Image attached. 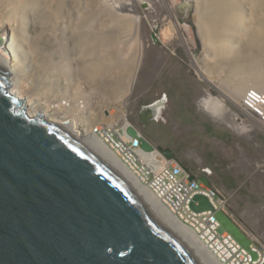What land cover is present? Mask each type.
Returning a JSON list of instances; mask_svg holds the SVG:
<instances>
[{"label": "rangeland", "instance_id": "374dc122", "mask_svg": "<svg viewBox=\"0 0 264 264\" xmlns=\"http://www.w3.org/2000/svg\"><path fill=\"white\" fill-rule=\"evenodd\" d=\"M36 2L37 0H0V47L5 52L8 53L10 47L6 36H12V31H9L11 29L6 30V25H10V21H14L15 17L22 21V41L18 43L20 45L18 48L25 58L24 68L27 75L21 83L28 89L27 92L37 93L45 88L47 91L42 94V98L48 96L50 102L66 95L78 99L82 98L83 94H87L90 98H94V101L91 99L90 111L93 110L100 114L98 111L102 109L103 113H113L116 124L119 123L120 127L126 122H131L134 129L150 140L155 147L161 145L175 153L177 161L188 168L191 173L199 177L207 174L213 185L226 191L229 215L249 232L255 241L264 243V123L261 118L258 119L248 111L252 115L249 116L248 112L247 114L242 108L226 99L223 93L201 78L195 65L197 63L200 65V61L195 62V59L201 60L203 49L208 47V44H205L208 38L203 36L206 34L200 32L204 26L201 18L203 15L206 17L213 14L224 25L223 28L220 26V29L214 31L213 48L208 47L210 55H208L207 63L210 64L209 68L217 70L215 74L212 73L209 76L212 82L224 92L221 86L224 81L230 82H228L229 85L227 84L229 88L233 87L234 81L238 79L246 81L250 76L257 78L264 75V48L245 47L249 44L248 39L255 32V13L261 9L259 1L61 0L54 18L58 26L62 27V32L59 34H63L60 38L63 44L57 47L58 49H51L48 37L43 35L42 46L44 47L42 48L44 49L41 51L33 47L34 38L43 30L47 17L53 11L51 7H53L54 0ZM125 5L129 6L125 8ZM176 24L181 25L179 31L176 30ZM78 25L82 26L78 27ZM101 27L102 30H100ZM95 31H99L100 34H107L108 31L116 33L110 42L104 45L96 43V47L101 48L98 50L102 51L99 58L97 48L93 50V53L88 54L85 48L87 43L81 40L80 34H77L90 32L92 35ZM65 35L68 39H64ZM43 39L47 40L43 41ZM226 48L227 51H225ZM141 50H143L142 65L132 93L126 101L127 115L120 120L121 105L113 97L108 98L106 94H103L104 85L101 81L103 75L98 74L97 80L94 78L91 81L92 77L88 79V76L83 73L84 67L87 66L83 61L88 60L86 63L88 64L97 62L103 57L113 58L115 56L113 59L118 63L121 61L128 63L132 58L135 59ZM224 56H228L230 62L233 61L231 66L221 64L220 61ZM47 57H49L48 61H46ZM209 57L214 61H210ZM236 59L242 62L240 63L242 68L240 65L239 67L234 65ZM45 61L47 64L52 62L50 68L56 69L55 72L59 69V74L64 73L68 80L60 77L59 83H52L54 75L46 78L44 76L46 71L40 72L43 67H46ZM111 80L110 78L109 81ZM206 91H210L216 97L225 98L223 101L225 104L221 107L220 113H212L202 105L200 98ZM159 98L165 99L163 116L159 120L143 119L144 105ZM225 107L226 110L223 111ZM235 114H237V120H235ZM95 116L89 114L87 119H96L93 123L97 124L100 115ZM235 122L239 124L244 122L247 126L244 129L241 125L236 128ZM234 123L235 126H233ZM155 153L161 155L157 150Z\"/></svg>", "mask_w": 264, "mask_h": 264}, {"label": "water", "instance_id": "95a60500", "mask_svg": "<svg viewBox=\"0 0 264 264\" xmlns=\"http://www.w3.org/2000/svg\"><path fill=\"white\" fill-rule=\"evenodd\" d=\"M12 84L0 71V264H208L92 145L42 112L30 115ZM141 139L145 150L154 148ZM157 148L178 160L169 148ZM201 180L211 185L206 176ZM192 206L212 207L203 195ZM217 217L250 248L237 221L224 211Z\"/></svg>", "mask_w": 264, "mask_h": 264}, {"label": "bare ground", "instance_id": "6f19581e", "mask_svg": "<svg viewBox=\"0 0 264 264\" xmlns=\"http://www.w3.org/2000/svg\"><path fill=\"white\" fill-rule=\"evenodd\" d=\"M34 1V0H33ZM47 1V0H46ZM226 1V0H225ZM260 3V8L258 9L255 13V17L254 19L256 20L255 26H254V30L255 32H253L252 36H250L251 38L248 39L249 40V44H246L245 47H263L264 48V0H258ZM20 2V1H19ZM27 2V1H26ZM32 2V1H31ZM38 2V0H37ZM36 2V3H37ZM42 2V1H41ZM61 0H54V4L53 7H51V9L53 10L51 12V14L47 17L48 19L46 20V24L43 28L42 31H40V33H37V35L34 38V48L35 49H39L40 51L44 48V46H42V38L43 35L48 37V41L50 42V46L51 49L52 48H57L60 45L63 44L62 40H60V38H62L63 34H59V32H62V27L60 25V27L58 26V24L56 23L57 20L54 18L55 14H56V10L59 7ZM230 2V1H229ZM3 3V2H2ZM21 3V2H20ZM40 3V2H39ZM64 3V2H63ZM249 3V2H248ZM251 3V2H250ZM14 4V3H13ZM23 4V3H22ZM44 4V3H43ZM68 4V3H67ZM71 4V3H70ZM129 4V3H128ZM206 4V3H205ZM209 4V3H208ZM1 5V4H0ZM16 5V4H15ZM40 5V4H39ZM51 5V6H52ZM204 5V4H203ZM18 6V3H17ZM42 6V5H41ZM129 5H125V8H127ZM212 6V5H211ZM259 6V5H258ZM46 7V6H45ZM64 7V6H63ZM124 7V5H123ZM207 7V6H206ZM205 7V8H206ZM254 7V6H253ZM67 8V7H66ZM75 8V7H74ZM73 8V9H74ZM227 8V7H226ZM229 8V7H228ZM227 8V9H228ZM65 9V8H64ZM68 9V8H67ZM71 9V8H70ZM77 9V7H76ZM100 9V8H99ZM214 9V8H213ZM207 10V9H206ZM41 12V10H39ZM59 11V10H58ZM57 11V12H58ZM66 11V10H65ZM235 11V10H234ZM39 12V13H40ZM48 12V11H47ZM96 12V11H95ZM210 12V11H209ZM213 12V11H212ZM62 13V12H61ZM98 13V12H97ZM204 13V12H203ZM225 13V12H224ZM229 13V12H227ZM254 13V12H253ZM59 14V13H58ZM205 14V13H204ZM94 15V13H93ZM230 15V14H229ZM46 16V15H45ZM58 16V15H57ZM97 16V15H96ZM202 16V14H201ZM231 16V15H230ZM41 17V16H40ZM43 17V15H42ZM59 17V16H58ZM93 17V16H92ZM236 17V16H235ZM239 18V16H238ZM204 22V26L202 27L203 30H200V32L202 31V33H205L206 35L203 34V36H207L208 41L205 44H208V47H210L211 49L213 48V38L215 36L214 31H216V29H220V26L223 28V22L219 21V19L217 20L215 18V15H208L206 17L201 18ZM221 19V18H220ZM39 20V19H38ZM71 20V19H70ZM104 20V19H103ZM113 20V19H112ZM241 20V19H240ZM98 21V20H97ZM111 21V20H109ZM114 21V20H113ZM116 21V20H115ZM217 21V22H216ZM224 21V20H223ZM101 22V21H99ZM202 22V21H201ZM226 22V21H224ZM56 23V24H55ZM78 23V22H77ZM89 23V22H88ZM86 23V24H88ZM104 23V22H103ZM102 23V24H103ZM109 23V22H108ZM200 23V22H199ZM72 24V23H71ZM75 24V23H74ZM84 25V22L82 23ZM178 24V23H177ZM176 26V30L178 29L179 31V27L181 26ZM222 24V25H221ZM229 24V23H227ZM42 25V24H41ZM98 25V24H97ZM116 24H114L115 26ZM10 26V27H9ZM21 26H22V21L18 20L16 17L14 18V21H10V25L7 24L6 25V30L9 28L12 31V36H6V41L9 42L10 46L8 48V53L5 52L1 47H0V71L6 73L12 80L13 84H12V91H14L15 93H17L19 96L23 97L26 100V106H27V112L30 115H35L38 112H42L47 118H49L50 120H52L53 122H55L60 128H62L64 131H66L68 134H70L73 138H75L76 140H78L79 143L83 144L84 146L89 144L92 145L93 148L97 151V153L107 162H109L110 164H112L114 167H116L121 173H123L125 175V177L137 188V190L148 200V202L153 206V208L158 212V214L169 224L173 225L176 227V230L179 234H181L182 236H184L187 240H189L191 243H193L194 245L197 246V248L199 249V251L203 254L206 262L208 264H222L221 262H219L215 256L210 252V250H208L206 248V246L202 243L201 240H199V238L196 236V234L186 225H184L182 222H180L178 219L175 218V216L171 215L158 201V199L154 196V194H152L150 192V190H148V188L146 186H144L139 178L133 173V171H131L128 166L119 158V156L114 153L102 140V138H100L96 133H94V128L95 131H98L100 128L104 127L102 124H100L99 126H96V124L93 123V120L96 119H87V116L90 114H93L95 117H97L98 115H100L99 117L101 118L103 116L102 114V109L100 111H98L97 114L96 112H94L93 110L90 111L91 109V99L93 100L94 98H90L89 95L87 94H83L82 98H78L75 99L73 96L71 95H66L63 97H60V99H57V101H61L62 103V107L64 106L63 110H59L58 108H56V104L51 105V102L48 100V96L45 98H42V94L46 93V89L42 88L40 91H37V93L34 92H27L28 89H26V87H24L21 83V80H24L26 78L27 72L25 71L24 68V64H25V58L22 56L21 52L19 51L20 45L18 44L19 42H21L22 40V35H21ZM74 26V25H73ZM82 26V25H80ZM78 25V27H80ZM94 26V24H93ZM117 26V25H116ZM76 27V28H78ZM112 27V25H111ZM121 27V26H120ZM69 29L71 28V26L69 25L68 27ZM75 28V27H74ZM73 28V29H74ZM100 28V27H99ZM110 28V27H109ZM86 29V28H85ZM90 29V28H87ZM93 29V28H92ZM182 29V28H181ZM250 29V27H249ZM76 30V29H75ZM83 29H81L82 31ZM98 30V29H97ZM102 30V27L101 29ZM120 30V29H119ZM79 31V30H78ZM77 31V32H78ZM86 31V30H85ZM88 31V30H87ZM90 31V30H89ZM222 31V30H221ZM232 31V30H231ZM72 33V31H71ZM102 33V32H101ZM113 31H108L107 34H100V32H93L92 35H90L91 33L89 32L88 34H81V33H77L80 34L79 36L81 37V40L83 39V41H85L87 43V46L85 47L86 50H88V54L93 53V50L95 48L97 51V55L98 58L101 55L98 49L101 50L100 47H96V43L98 44H105L108 43L112 40L113 36L116 35V33ZM179 33V32H178ZM242 33V32H241ZM165 34V33H164ZM174 34V33H173ZM8 35H10V33H8ZM76 35V34H75ZM121 35V34H120ZM167 35H169L167 33ZM176 35V34H175ZM67 35L64 36V39H66ZM174 36V35H173ZM217 36V35H216ZM75 37V36H74ZM73 37V39H74ZM78 37V35H77ZM129 37V36H128ZM243 37V36H242ZM45 38V37H44ZM72 38V37H71ZM68 39V38H67ZM119 39V37H118ZM123 39V38H122ZM125 39V38H124ZM165 39V36H164ZM47 40V39H43ZM241 40V39H240ZM244 41V40H243ZM242 41V42H243ZM77 42V41H76ZM80 42V40H79ZM116 42V41H114ZM186 42V41H185ZM206 42V41H205ZM82 43V41H81ZM187 43V42H186ZM215 43V42H214ZM45 44V43H44ZM47 44V42H46ZM75 44V43H74ZM73 44V45H74ZM84 44V43H83ZM110 44V43H109ZM112 44V43H111ZM125 44V43H124ZM224 44V43H223ZM76 45V44H75ZM80 45V43H79ZM98 45V46H100ZM121 45V44H120ZM186 45V44H185ZM19 46V48H18ZM46 46V45H45ZM85 46V45H84ZM106 46V45H105ZM215 47L217 45H214ZM240 46V45H239ZM77 47V46H75ZM83 47V46H82ZM126 47V46H125ZM187 47V45H186ZM205 47V46H204ZM207 47V46H206ZM203 49V55L201 60L199 59H195V62L200 61V65L195 64L198 68V72L199 74L202 76L201 78H204L205 81L209 82V84L213 87H215L219 92L223 93V96L230 100L231 102L235 103L238 107L242 108V110L246 111V113L248 112V110L244 107L243 101L245 99V94L248 91V88L250 87H256L258 89V91L262 94H264V75H262L261 77H253L250 78L252 79H248V80H244V79H238L237 81H234L233 83V87H227V84L229 81H224L223 83H221V86L224 88V92L223 90H219L218 87L216 86V84H214L212 82V80L210 79L211 74L212 73H216L217 70L216 69H212L209 68L210 64L208 65L207 63V59H208V55H210V52L208 54V49ZM222 47V46H221ZM255 47V48H256ZM117 48V47H116ZM124 48V47H123ZM190 48V47H189ZM225 48V47H224ZM236 48V47H235ZM47 49V48H46ZM58 49V48H57ZM83 49V48H82ZM125 49V48H124ZM141 49V48H140ZM246 49V48H245ZM55 50V49H54ZM85 50V51H86ZM108 50V49H107ZM107 50L105 52H107ZM228 49L226 48L225 51H227ZM233 50V49H232ZM238 50V49H237ZM253 50V49H252ZM256 50V49H255ZM84 51V49H83ZM99 51V52H98ZM111 51V50H110ZM211 51V50H210ZM215 51V50H214ZM236 51V50H235ZM246 51V50H245ZM43 52V51H42ZM142 52L143 50H141V52L137 53L135 59L132 58L131 61H128V63L121 61L120 63H118L115 59H113L115 56L112 57H103L102 59L100 58V60H98L97 62H92V63H88L83 61V63H85L84 67V71L83 73L92 79L96 78V80L98 79L96 76L98 74H101V76L103 75V78L101 79V81L103 82L102 85H104L102 87L103 89V94L105 96H110L113 97L114 99H116V102L118 101V103L121 105L122 107V113H121V119L123 120L127 113H126V101L128 99V97L130 96V94L132 93L136 78L138 76V72L139 69L141 67V63H142ZM230 51H228L229 53ZM244 52V51H243ZM86 53V52H85ZM95 53V52H94ZM111 53V52H110ZM115 53V52H114ZM118 53V52H117ZM122 53V51H121ZM212 53V52H211ZM226 53V52H225ZM234 53V52H232ZM251 52H249L250 54ZM87 54V55H88ZM100 54V55H99ZM236 54V53H235ZM45 56V54H43ZM94 55V54H93ZM117 55V54H116ZM123 55V54H122ZM121 55V56H122ZM214 55V54H213ZM232 55V54H231ZM237 55V54H236ZM242 55V54H241ZM47 56V55H46ZM49 56V55H48ZM91 56V55H90ZM96 56V55H94ZM127 56V55H126ZM214 57V56H213ZM216 57V56H215ZM214 57V58H215ZM47 57V60L48 61ZM90 58V57H89ZM87 58V59H89ZM96 58V57H94ZM125 58V57H124ZM211 57H209L210 59ZM233 58V57H232ZM237 58V57H236ZM247 58V57H246ZM127 59V58H126ZM230 59V58H229ZM228 59V56H224L222 58L221 64H224L226 66H231L233 61L230 62V60ZM90 60V59H89ZM91 60H93L91 58ZM120 60V58H119ZM45 61V62H46ZM209 61V60H208ZM210 61H212L210 59ZM214 61V59H213ZM212 61V62H213ZM216 61V60H215ZM242 62H239V60H235L234 65H240V68H242L243 66H241ZM51 63L46 62V67H43V70H40L41 73L44 72V76L46 78L48 77H53V80H51L52 83H59V78L61 77L63 80H68V78L66 77V75L63 74H59V69L58 72H55L56 69L50 68ZM215 64V63H213ZM212 64V65H213ZM83 65V64H82ZM244 65V64H243ZM42 66V65H41ZM218 66V65H217ZM80 67V66H79ZM213 67V66H212ZM221 67V66H220ZM224 67V66H223ZM234 67V66H233ZM56 68V67H55ZM222 68V67H221ZM236 68V67H235ZM239 69V68H238ZM49 70V71H48ZM83 70V69H82ZM235 70V69H234ZM48 71V72H47ZM222 71V70H219ZM230 72V71H229ZM221 73V72H220ZM231 73V72H230ZM219 74V73H218ZM222 74V73H221ZM236 74V73H233ZM262 74V72H261ZM58 75V76H57ZM216 77V76H215ZM237 77V76H236ZM85 78V77H84ZM110 78L112 79L111 81ZM248 78V77H247ZM203 79V80H204ZM86 80V79H85ZM234 80V79H233ZM251 80V81H249ZM219 81V80H217ZM231 81V80H230ZM90 82V81H89ZM233 82V81H232ZM71 83V82H70ZM69 83V84H70ZM230 83V82H229ZM232 84V83H231ZM230 84V86H231ZM229 85V84H228ZM225 98L222 97H216L214 96L210 91H206L202 97L200 98V101L202 103V105L208 109L210 112L212 113H220L219 111H222V106L225 104L223 101ZM105 99V98H104ZM94 101V100H93ZM102 101H103V97H102ZM261 101V100H260ZM55 103V102H52ZM103 103V102H102ZM101 103V104H102ZM70 104V105H69ZM71 104H73L71 106ZM104 104V103H103ZM105 106V105H103ZM227 107V106H226ZM226 107L224 110H226ZM75 112H73L72 110ZM98 108V107H97ZM228 109V108H227ZM164 110H165V99L164 98H159L157 100H155L152 103H149L147 105H144L143 107V112L150 118V119H156L159 120L163 114H164ZM107 112V111H106ZM118 112V111H117ZM96 113V114H95ZM119 113V112H118ZM249 113V112H248ZM247 113V114H248ZM106 114V118L108 119V125H115L117 123V121L114 119V114L113 113H105ZM234 115V114H233ZM236 115V119L237 120V114ZM249 116H252L250 113L248 114ZM86 116V117H84ZM90 117V116H89ZM99 118V120H100ZM233 119V120H234ZM255 119V118H254ZM233 123V122H232ZM236 123V122H235ZM235 123L233 126H235ZM126 125H129V123H124L123 125H121L122 127H125ZM238 125V126H237ZM239 125H241V128H245V126H247L244 122L242 123H236V128H239ZM96 126V127H95ZM243 129H241L243 131ZM139 134H141L139 132ZM142 135V134H141ZM143 136V135H142ZM131 141H133V138H130ZM152 144V143H151ZM153 145V144H152ZM154 146V145H153ZM158 150L157 147L154 146V148L152 150H142L143 156L144 158H149L150 159V163L154 166H158L161 162L164 161V158L161 155H157L156 150Z\"/></svg>", "mask_w": 264, "mask_h": 264}, {"label": "built area", "instance_id": "2783aa9c", "mask_svg": "<svg viewBox=\"0 0 264 264\" xmlns=\"http://www.w3.org/2000/svg\"><path fill=\"white\" fill-rule=\"evenodd\" d=\"M261 100V101H260ZM244 104L254 109L264 119V94L256 88H250ZM128 127L104 126L95 133L115 150L127 166L157 196L169 212L178 216L189 225L203 243L223 264H264V244L253 241L251 249L258 253L254 259L250 251L242 246L222 225L216 213L226 209L228 196L218 187H208L204 183L192 180L191 174L175 161H166L152 166L144 160L140 141L134 144L127 133ZM204 195L213 209L196 211L191 204L196 195Z\"/></svg>", "mask_w": 264, "mask_h": 264}, {"label": "clouds", "instance_id": "9594fccd", "mask_svg": "<svg viewBox=\"0 0 264 264\" xmlns=\"http://www.w3.org/2000/svg\"><path fill=\"white\" fill-rule=\"evenodd\" d=\"M250 88H256V87H250ZM250 88H248V90L250 89ZM257 89V88H256ZM247 93V92H246ZM246 95V94H245ZM62 101V100H61ZM61 101H54L55 103H52L53 101H51V105H53L54 106V104H56V108H58L59 110H63V108H64V106L62 107V103H61ZM243 104H244V101H243ZM70 105V104H69ZM73 104H71V106H72ZM244 107L249 111V112H251V113H253L258 119L259 118H261V117H259L258 115H257V112H256V110H254V109H250V108H248V107H246L245 106V104H244ZM71 110H72V108H71ZM73 111V110H72ZM74 112V111H73ZM75 113V112H74ZM109 113H111V112H109ZM102 114H103V116L100 118V120L98 121V123L96 124V126H99L100 124H102L103 126H106V125H108V119L106 118V114L105 113H103V111H102ZM84 117H86V116H84ZM150 119V118H149ZM262 120V122L264 123V119L263 118H261ZM126 122V121H125ZM129 122V121H128ZM117 125V127H120V124L118 123V124H116ZM95 126V127H96ZM108 126H111V125H108ZM113 126V125H112ZM125 127H128V129H127V133H128V135H129V137L130 138H133V143L135 142V140H137V143H138V140L140 141V149H139V152L141 153V155H142V157H143V159L144 160H148V161H150V159L149 158H144V156H143V153H142V150H145L143 147H142V137L144 138V136H142L141 134H139V132H137L138 134H139V137L138 136H135L134 134H132L131 133V131H130V129L131 128H134V125L131 123V122H129V125H126ZM94 133H95V128H94ZM100 137V136H99ZM101 138V137H100ZM150 141V140H149ZM105 143V142H104ZM137 143H134V144H137ZM106 144V143H105ZM107 145V144H106ZM108 146V145H107ZM114 153H116L118 156H119V154L115 151V150H113L110 146H108ZM142 149V150H141ZM159 152V151H158ZM160 153V152H159ZM161 154V153H160ZM161 156L164 158V161L163 162H161L160 164H162V163H164V162H166V161H170V160H172V161H175L176 163H178L182 168H184L187 172H189L190 174H191V179L192 180H196V181H199V182H202V183H204L206 186H208V187H218V186H216V185H213L212 183H211V185L209 186V185H207L205 182H203L202 180H201V177H199V176H197V175H195V174H193V173H191L190 171H189V169L188 168H186V167H184L181 163H179L176 159H167L166 157H164L162 154H161ZM119 158L121 159V157L119 156ZM122 160V159H121ZM123 161V160H122ZM124 162V161H123ZM125 163V162H124ZM126 164V163H125ZM159 164V165H160ZM127 165V164H126ZM152 166H154V165H152ZM155 167V166H154ZM129 168V167H128ZM130 169V168H129ZM131 170V169H130ZM132 171V170H131ZM134 173V172H133ZM206 173H208V172H206ZM135 174V173H134ZM136 175V174H135ZM193 175H195L196 176V178H192V176ZM137 176V175H136ZM204 176H206L207 178H208V175L206 174V175H204ZM138 177V176H137ZM139 178V177H138ZM209 179V178H208ZM139 180H140V178H139ZM210 180V179H209ZM140 182L144 185V186H146L141 180H140ZM211 182V181H210ZM147 187V186H146ZM148 188V187H147ZM218 188H220V187H218ZM222 189V188H221ZM148 190H150L149 188H148ZM223 190V189H222ZM225 191V190H224ZM150 192L152 193V194H154L151 190H150ZM226 192V191H225ZM227 194V193H226ZM198 195H201V194H198ZM154 196L157 198V196L154 194ZM197 196V195H196ZM195 196V197H196ZM204 196V195H203ZM228 196V195H227ZM205 197V196H204ZM158 199V198H157ZM194 200H195V198H194ZM158 201L160 202V200L158 199ZM209 201V200H208ZM194 202V201H193ZM192 202V203H193ZM210 202V201H209ZM196 203L198 204V201H196ZM160 204L162 205V203L160 202ZM211 204V203H210ZM228 204V203H227ZM167 211H168V209L164 206V205H162ZM191 206H192V204H191ZM212 206V205H211ZM192 208H193V206H192ZM194 209V208H193ZM209 209H213V206L211 207V208H209ZM209 209H203V210H209ZM194 210H196V209H194ZM203 210H200V211H203ZM196 211H198V210H196ZM219 211H224V212H226L227 214H229L228 213V210H227V208L226 209H222V210H219ZM219 211H217V212H219ZM169 212V211H168ZM171 215H173V216H175V218L176 219H178L180 222H182L184 225H186L187 227H189L194 233H195V231L189 226V225H187L184 221H182L178 216H176L175 214H172L171 212H169ZM216 216H217V213H216ZM231 216V215H230ZM233 218V217H232ZM217 219H218V217H217ZM219 220V219H218ZM220 221V220H219ZM221 223V222H220ZM221 225H222V223H221ZM222 230H226L224 227H223V225H222ZM226 231H228V230H226ZM246 231V230H245ZM229 232V231H228ZM247 232V231H246ZM230 233V232H229ZM196 234V233H195ZM231 234V233H230ZM247 234H248V236L250 237V239H251V243H250V245L253 243V241H255L254 240V238L250 235V233L249 232H247ZM232 235V234H231ZM196 236L199 238V236L196 234ZM233 236V235H232ZM234 237V236H233ZM235 238V237H234ZM236 239V238H235ZM199 240H201L200 238H199ZM237 240V239H236ZM202 241V240H201ZM238 241V240H237ZM202 243H203V241H202ZM240 243V242H239ZM263 243V242H262ZM204 244V243H203ZM242 244V243H241ZM264 244V243H263ZM205 245V244H204ZM206 246V245H205ZM243 247H244V245H242ZM206 248H207V246H206ZM244 248H246V247H244ZM208 250H210L209 248H207ZM247 249V248H246ZM249 251H250V253H251V251H253L252 249H251V247L248 249ZM210 252L215 256V254L210 250ZM255 252V251H254ZM257 253V252H256ZM251 255H252V253H251ZM252 257H253V255H252ZM257 257H258V253H257ZM215 258L219 261V262H221L216 256H215ZM254 258V257H253ZM254 259H256V258H254ZM222 263V262H221ZM223 264V263H222Z\"/></svg>", "mask_w": 264, "mask_h": 264}]
</instances>
